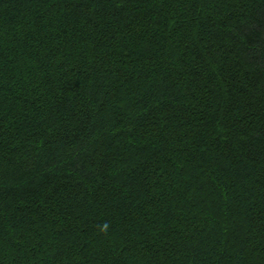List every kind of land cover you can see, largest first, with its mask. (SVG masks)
<instances>
[{"label":"trees","instance_id":"trees-1","mask_svg":"<svg viewBox=\"0 0 264 264\" xmlns=\"http://www.w3.org/2000/svg\"><path fill=\"white\" fill-rule=\"evenodd\" d=\"M0 264H264V0H0Z\"/></svg>","mask_w":264,"mask_h":264}]
</instances>
